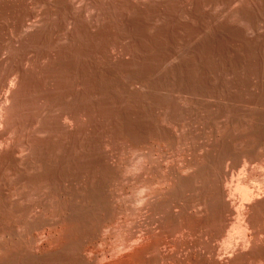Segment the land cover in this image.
Here are the masks:
<instances>
[{
    "label": "rangeland",
    "instance_id": "obj_1",
    "mask_svg": "<svg viewBox=\"0 0 264 264\" xmlns=\"http://www.w3.org/2000/svg\"><path fill=\"white\" fill-rule=\"evenodd\" d=\"M223 187L264 264V0H0V264H215Z\"/></svg>",
    "mask_w": 264,
    "mask_h": 264
},
{
    "label": "bare ground",
    "instance_id": "obj_2",
    "mask_svg": "<svg viewBox=\"0 0 264 264\" xmlns=\"http://www.w3.org/2000/svg\"><path fill=\"white\" fill-rule=\"evenodd\" d=\"M188 165V164H187ZM251 175V174H250ZM170 182V181H169ZM145 183H147V182H145ZM216 185V184H215ZM224 186V185H223ZM244 188V187H243ZM215 189V188H214ZM245 190V189H244ZM236 191V190H235ZM241 192H243V194H241L240 193V195L242 196H248L249 195V193L248 192H246V191H241ZM236 194L237 193H239V192H235ZM230 188H222V189H220V191H219V197L221 198L220 200H221V202L223 203V206L225 207L224 209L226 210V212L227 213H229V215H230V217L229 218H231L232 216H236V219H237V216L240 214V210H239V207L241 206H239V204L238 203H240V202H238V196H236V194H235ZM251 195V194H250ZM249 195V196H250ZM251 196H254V193H253V195H251ZM250 196V197H251ZM256 196V195H255ZM240 197V196H239ZM249 197V198H250ZM252 198H254V197H252ZM217 199V198H216ZM254 199H256V198H254ZM250 200V202H251V200H253V199H249ZM239 201H241V200H239ZM255 201V200H254ZM254 201H253V203H254ZM260 202V201H259ZM215 203V202H214ZM257 203L258 202H256L255 204H252V203H249V204H252V205H247V207L248 208H246L247 210H246V212L245 213H241V216H242V220L241 221H243V223L241 222V221H239V219H237L238 221H236V219H234V218H231V219H233V220H229V218H228V220H227V222L225 223V225H224V227H221V228H228L229 226H235L236 228V230L237 231H239L240 232V234L242 233V232H244V234H245V232H247V231H243V230H247V228L249 227L250 229H254V232H253V234H252V236H250V237H246V235H244V237H243V239L242 238H240V236H237V237H239L240 239H241V241L240 240H238V241H233L234 239L232 238V237H230V236H228V238H232V239H230V240H232V241H230L229 240V242L227 243V246H229L230 244L229 243H231V245L226 249V247L225 248H223L222 250L220 249H217V247H213V249L212 248H210V250H206V251H209V252H206L205 253V255L207 256V254L209 255V257L215 262V264H234V261L235 260H232L231 258H232V256H240L241 257V255H244L249 249H251V248H253V247H255L256 246V244L258 243V240H257V235H256V233L258 232L257 230L255 231V228H257L256 227V221H254L253 220V217L251 218V213L250 212H252V210L253 209H255L257 206ZM142 204V203H141ZM248 204V203H247ZM216 207V206H215ZM242 207V206H241ZM224 210V211H225ZM216 211V210H215ZM217 213V212H216ZM226 214V213H225ZM256 214V213H255ZM228 215V214H227ZM226 216V215H225ZM256 216V215H255ZM217 218V217H216ZM224 219V218H223ZM255 219V218H254ZM260 220V219H259ZM214 221V220H213ZM225 221V220H224ZM222 222V221H221ZM242 223V224H241ZM261 223V222H260ZM183 224V223H182ZM192 224H193V222H192ZM196 224V223H195ZM187 225V224H186ZM217 225V224H216ZM196 226V225H195ZM218 226V225H217ZM260 226V225H259ZM187 227V226H186ZM190 227V226H189ZM188 227V228H189ZM210 227V226H209ZM191 228H193V227H191ZM212 228V227H211ZM231 228V227H230ZM248 228V229H249ZM216 229V228H215ZM223 229V230H224ZM229 229V228H228ZM232 229H233V227H232ZM235 229H233V230H235ZM222 230V231H223ZM264 230V229H263ZM181 231V230H180ZM217 231V230H216ZM221 231V232H222ZM250 231H252V230H250ZM225 232V231H224ZM223 232V233H224ZM235 232V231H234ZM140 233H142V232H140ZM148 233V232H147ZM209 233V232H208ZM233 233V232H232ZM231 233V234H232ZM237 233V232H236ZM235 233V234H236ZM250 233V232H249ZM154 234V233H153ZM220 234V233H219ZM226 234V233H225ZM228 234V233H227ZM231 234H229V235H231ZM141 235V234H140ZM148 235V234H147ZM223 235V234H222ZM234 235V234H233ZM232 235V236H233ZM242 235H243V233H242ZM241 235V236H242ZM154 236V235H153ZM224 236V235H223ZM226 236V235H225ZM235 236V237H236ZM131 237V236H130ZM227 237V236H226ZM129 238V237H128ZM142 238H143V236H142ZM148 238V237H147ZM131 241H134L133 240V237H131V238H129ZM128 239V240H129ZM140 239V238H139ZM144 239V238H143ZM151 239V238H150ZM207 239V238H206ZM217 239H218V237H217ZM125 240V239H124ZM127 240V239H126ZM127 240V241H128ZM141 240V239H140ZM175 240V239H174ZM176 240H177V238H176ZM175 240V241H176ZM184 240V239H183ZM205 240V239H204ZM213 240V239H212ZM127 241H125V242H127ZM135 241H137V240H135ZM154 241V240H153ZM223 241H225V240H223ZM227 241V240H226ZM226 241L224 242V244L226 243ZM139 242V241H138ZM161 242H164L163 241V239L161 240ZM160 242V243H161ZM167 242V241H166ZM209 242V241H208ZM122 243H124V242H122ZM140 243V242H139ZM152 243V242H151ZM151 243H149V244H145V245H143L142 247V249H141V251H139L138 250V252H140V254H138L137 256H135V257H133V258H135L133 261L132 260H129V262H127V264H148L150 261L149 260H147L148 259V257H147V255L150 253V251H154V253H155V251H157L156 253L158 254V252H159V254L161 253V251L162 250H160V249H162L161 248V246H163V245H165V244H167V243H165V244H159L158 242H156V243H153V244H151ZM185 243V242H184ZM192 243V242H191ZM200 243V242H199ZM214 243V242H213ZM262 243V242H261ZM128 243H126V246L128 247V245H127ZM229 244V245H228ZM124 245V244H123ZM159 245H161V246H159ZM193 245V244H192ZM120 246H122V244L120 245ZM131 246L132 245H130V248H131ZM135 246V245H134ZM137 246V245H136ZM166 246V245H165ZM165 246H163L164 247V249H165ZM172 246H174V245H172ZM184 246V247H183ZM181 245V244H177V246H174V247H178L177 248V251L175 252L173 249H174V247H173V249H172V247L171 248H169V249H172L175 253L173 254L171 251H169L168 252V250H167V255H168V258H167V260H170V261H173L174 262V260L176 259V255L177 254H179L180 253V251L181 250H183V249H181V247H183V248H185V245ZM187 246V245H186ZM195 246H196V244H195ZM217 246V245H216ZM263 246V245H262ZM126 247V248H127ZM166 247H168V246H166ZM170 247V246H169ZM207 247V246H206ZM222 247H223V245H222ZM120 248V247H119ZM124 248H125V245H124ZM130 248H129V250L128 251H131L130 250ZM134 248H136V247H134ZM221 248V247H220ZM128 249V248H127ZM139 249V248H138ZM164 249H163V251H164ZM186 249H188V247L186 248ZM186 249H184V250H186ZM193 249V248H192ZM207 249V248H206ZM137 250V249H136ZM135 250V251H136ZM176 250V249H175ZM183 250V251H184ZM191 250V249H190ZM120 251V250H119ZM127 251V250H126ZM127 251V252H128ZM134 251V250H133ZM149 251V252H148ZM199 251V250H198ZM204 251V250H203ZM118 252V251H117ZM137 252V251H136ZM137 252V253H138ZM166 252V251H165ZM194 252V251H193ZM111 253V252H110ZM121 253V252H120ZM132 253V252H131ZM134 253V252H133ZM147 253V254H146ZM153 253V254H154ZM186 253H187V251H186ZM200 253V252H199ZM248 253V252H247ZM124 254H126V253H124ZM135 254V253H134ZM162 254H163V252H162ZM165 254V253H164ZM164 254H163V256H164ZM192 254V253H191ZM190 254V255H191ZM195 254V253H194ZM202 254V253H201ZM120 255V254H119ZM136 255V254H135ZM146 255V258L144 257ZM151 255H152V253H151ZM245 255H247V254H245ZM166 256V255H165ZM179 256V255H178ZM204 256V255H203ZM205 256V257H206ZM125 257H127L128 258V256L127 255H125ZM149 257H152V256H150L149 255ZM188 257V256H187ZM208 257V259H210ZM244 257V256H243ZM130 258V257H129ZM207 258V257H206ZM235 258V257H234ZM237 258V257H236ZM256 258V257H255ZM123 259V258H122ZM146 259V260H145ZM207 259V260H208ZM240 259V258H239ZM157 260V259H156ZM163 260H165V259H163ZM122 261V260H121ZM146 261H149L148 263H146ZM153 261V260H152ZM177 261H178V259H177ZM209 261H211V260H209ZM239 261V260H238ZM126 262V261H125ZM181 262V261H180ZM172 262H170V264H171ZM213 263V262H212ZM126 264V263H125ZM151 264V263H150ZM153 264V263H152ZM155 264V263H154ZM169 264V263H168ZM175 264V263H174ZM180 264V263H179ZM186 264V263H185ZM236 264V263H235ZM250 264V263H249ZM261 264V263H260Z\"/></svg>",
    "mask_w": 264,
    "mask_h": 264
}]
</instances>
